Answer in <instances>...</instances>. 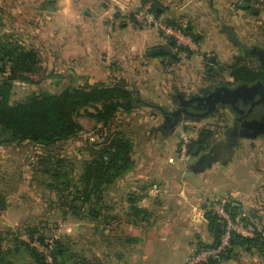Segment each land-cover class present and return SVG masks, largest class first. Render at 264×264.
Wrapping results in <instances>:
<instances>
[{
	"label": "crops",
	"instance_id": "0c3cea01",
	"mask_svg": "<svg viewBox=\"0 0 264 264\" xmlns=\"http://www.w3.org/2000/svg\"><path fill=\"white\" fill-rule=\"evenodd\" d=\"M47 1L0 0V33L11 30L22 46L37 50L41 69L70 66V73L81 70L89 81H112L113 76L143 83L144 91L159 76L165 81L163 90L187 80L180 74L176 78L175 67L167 66V58L178 59L181 66L184 51L194 61L205 56L219 61L233 54L235 45L264 49V0H150L159 20L191 37L183 45L161 26L133 18L127 9L146 0H54L53 7ZM239 136L232 145H223L224 158L217 157L220 145L196 146L181 157L175 155V145H167L163 155L158 151L163 147L147 146L149 152L132 157L128 187L116 192L121 204L112 222L116 264H183L192 250L217 239L220 224L215 220L213 225L210 218L217 199L236 205L233 214L252 228L264 227V139L241 142ZM252 159L258 164H250ZM4 193L0 189V198ZM6 207L1 206V215ZM1 218L0 247L3 231L12 227ZM238 249L245 252L241 264H264V249L258 245L233 246L231 256L218 262L237 264ZM26 252L14 263L37 264ZM14 256L0 257V264Z\"/></svg>",
	"mask_w": 264,
	"mask_h": 264
},
{
	"label": "rangeland",
	"instance_id": "374dc122",
	"mask_svg": "<svg viewBox=\"0 0 264 264\" xmlns=\"http://www.w3.org/2000/svg\"><path fill=\"white\" fill-rule=\"evenodd\" d=\"M2 33L9 34L12 42L20 40L11 30ZM240 41L236 39L235 42L238 44ZM184 54L182 58L185 62L181 66L178 65V59L172 58H167V66L175 67L172 71L176 78L180 74L187 80L175 81L163 90V77H154L150 85L141 91L143 83L125 82L113 76L112 81L85 80L81 70L70 73V66L49 71L40 68L28 73L29 80L13 81L11 102L43 90L59 92L66 87H84L98 82L131 88L140 99L129 112L123 109L115 112L106 126L81 109L77 118L83 128L75 136L51 145L0 143V189L5 191L1 194L0 208L3 204L7 206L5 214L0 213V219L3 217L4 221L12 225L9 230L3 229L5 231L1 237L5 243L0 249L6 251L8 246L12 250L14 248L13 261L24 259L27 247L38 251L35 239L40 244L53 242L51 252L54 264H116L117 248L112 222L115 207L121 205L116 192L120 187H128L126 181L130 179L132 166L119 174V180L115 181L114 178L100 186V191L93 190L88 200L72 199L74 195H84L86 185L81 178L83 162L92 161L95 150L102 147L104 136L108 134L111 136L116 133L130 138L133 142L132 157L149 152L147 146L152 149L163 147V150H158L159 153L167 154V145H175L177 157H181L182 153L191 154L196 146L205 149L218 148L217 145H220L217 157L227 156L224 155L227 153L223 145L229 146L235 141L231 129L237 115L229 104H220L212 113L199 118L181 115L173 125L170 122L175 117L167 120L165 113L173 110L179 100L192 102L194 98L204 96L207 91L221 85H235L240 79L237 74L243 72L241 69L257 71L261 67L259 61L250 58L249 53L238 45H235L234 53L228 58L216 57L219 61L210 60L209 56L194 61L190 59L188 51H184ZM208 66H212L211 70H208ZM87 109L95 111L94 106H88ZM259 136L264 139V135L256 137ZM183 137L188 140L185 148ZM238 139L246 141L243 136ZM246 147L245 154H249L251 149ZM253 163L257 165L258 160L252 159L250 164ZM228 207L233 213L236 205L230 202ZM0 225L4 227L2 223ZM15 245L18 246L16 249ZM243 254L245 252L242 249L235 251L237 264H241ZM40 263L48 264L41 260ZM218 264L235 263L223 259Z\"/></svg>",
	"mask_w": 264,
	"mask_h": 264
},
{
	"label": "trees",
	"instance_id": "16d2710c",
	"mask_svg": "<svg viewBox=\"0 0 264 264\" xmlns=\"http://www.w3.org/2000/svg\"><path fill=\"white\" fill-rule=\"evenodd\" d=\"M153 9L155 10V6ZM11 39L9 34L1 33L0 143L16 142L21 144L29 142L51 145L75 136L83 128L77 118L81 109H85L89 115L102 121L103 125L106 126L119 109L129 112L140 101L139 95L131 88L98 82L89 83L84 87H66L59 92L43 90L32 93L25 99L11 102L10 92L13 81L16 79L29 80L28 73L40 69L39 62L41 60L38 51L33 47L25 48L19 42H12ZM177 46L179 49L185 48L181 45ZM241 70L243 72L237 74V77H244L245 79L255 77L252 71L245 68ZM88 106H94L95 111H89ZM108 135L104 136L102 147L95 150L92 161L83 162L81 178L86 185V191L84 195L82 193L74 195L73 200H88L93 190L100 191V186L111 182L120 173L132 166V140L116 133L111 134V136ZM100 136L102 137V135ZM210 218L214 225L215 215L210 214ZM255 233L254 236L232 233L230 247L245 245L249 248L251 245H258V248L264 249V236L258 231ZM230 247L226 248L219 259L231 256L232 248ZM13 250L10 246L6 251L0 250V257L13 256ZM27 250L37 264H41L40 260L44 261L41 252L35 248L27 247ZM219 259L210 258L201 264H217ZM7 263L17 264L14 263L13 259Z\"/></svg>",
	"mask_w": 264,
	"mask_h": 264
},
{
	"label": "built area",
	"instance_id": "2783aa9c",
	"mask_svg": "<svg viewBox=\"0 0 264 264\" xmlns=\"http://www.w3.org/2000/svg\"><path fill=\"white\" fill-rule=\"evenodd\" d=\"M152 1L146 0L143 3L129 7L127 10L133 16L135 20L140 23L148 25H158L164 28L170 35L174 36L178 44L183 45L191 40L189 35L182 33L178 28L173 25L168 24L163 20H159L155 15V10L153 9ZM183 147L187 145L188 140L183 137ZM212 212L216 217V221L220 222V233L218 238L211 244L202 245L194 250H192L186 257L183 264H201L210 258L219 259L220 255L230 247V239L232 233L236 232L245 236H254L258 231L264 236V228H258L255 230L252 228L250 223L240 217L235 216L228 207V201L225 198L217 199L212 204ZM34 244L37 249L43 255L44 261L48 264L53 263L52 248L53 242L49 241L46 244H40L35 239Z\"/></svg>",
	"mask_w": 264,
	"mask_h": 264
},
{
	"label": "water",
	"instance_id": "95a60500",
	"mask_svg": "<svg viewBox=\"0 0 264 264\" xmlns=\"http://www.w3.org/2000/svg\"><path fill=\"white\" fill-rule=\"evenodd\" d=\"M47 3L51 7H53L54 0H48ZM252 49L256 51L255 53L258 54L256 58L259 61V65L261 66L260 68L264 70V49L259 47H255ZM199 99H205L208 104L206 111L200 113V117L212 113L220 104H230L234 109L239 100L244 103L252 101L248 111L245 114L247 115L249 111L252 110L255 104L264 103V78L263 80H257L253 83H240L234 87H227L224 85L223 87L219 86L217 88L207 91L206 94L204 96L199 97ZM172 113L177 114V112L173 111ZM263 118L260 119L253 117L244 120L241 123V128L238 130L236 135L248 138H254L258 135H264ZM177 120L178 117H175L174 120L170 122V124H175ZM217 224L219 225L220 222H217Z\"/></svg>",
	"mask_w": 264,
	"mask_h": 264
},
{
	"label": "flooded vegetation",
	"instance_id": "af4514ba",
	"mask_svg": "<svg viewBox=\"0 0 264 264\" xmlns=\"http://www.w3.org/2000/svg\"><path fill=\"white\" fill-rule=\"evenodd\" d=\"M243 49L245 51L251 53V54H254L255 56H258V54L255 53L256 51H254L253 49H249V48L248 49L243 48ZM253 73L255 74V77L253 79H245L244 77H242L236 81L235 85L227 86V87H234L240 83H245V82L246 83H253L257 80H263L264 70L262 68H259L257 71H254ZM224 86H226V85H224ZM221 87H223V85H221ZM255 98H257V97H255ZM191 101L192 102L179 100L178 104L176 105V107L173 110L166 111V113H165L166 119L168 120L171 117L174 118V117H179L181 115L199 118L200 113L206 111L208 104H207L205 99L194 98ZM251 102L252 101H248V102L244 103L241 100H239L236 104V107L234 108L237 115L234 119V125H233L234 127H232L231 132L233 133V136H235V137H236V133L241 128V123L244 120L250 119L253 117L260 118V119L264 117V103L255 104L254 107L252 108V110L249 111L247 116L245 115L246 112L248 111L250 105H251ZM245 105H247V106H245ZM230 106L232 107V105H230ZM176 109H178V110H176ZM239 110H241V111H239ZM172 111L177 112V114L172 113Z\"/></svg>",
	"mask_w": 264,
	"mask_h": 264
}]
</instances>
